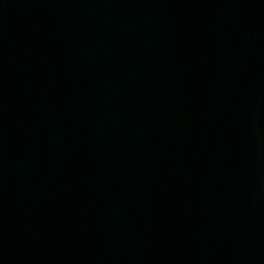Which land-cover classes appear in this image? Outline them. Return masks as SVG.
<instances>
[{
    "label": "water",
    "instance_id": "water-1",
    "mask_svg": "<svg viewBox=\"0 0 264 264\" xmlns=\"http://www.w3.org/2000/svg\"><path fill=\"white\" fill-rule=\"evenodd\" d=\"M0 264H264V0H0Z\"/></svg>",
    "mask_w": 264,
    "mask_h": 264
}]
</instances>
